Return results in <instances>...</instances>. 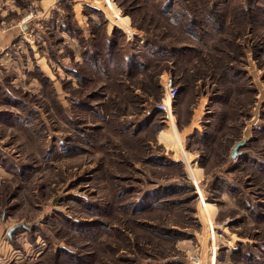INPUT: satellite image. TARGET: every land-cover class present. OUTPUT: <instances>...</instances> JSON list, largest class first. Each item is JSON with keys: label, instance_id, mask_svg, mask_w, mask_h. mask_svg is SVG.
<instances>
[{"label": "rangeland", "instance_id": "374dc122", "mask_svg": "<svg viewBox=\"0 0 264 264\" xmlns=\"http://www.w3.org/2000/svg\"><path fill=\"white\" fill-rule=\"evenodd\" d=\"M2 218L9 264H264V0H0Z\"/></svg>", "mask_w": 264, "mask_h": 264}, {"label": "built area", "instance_id": "2783aa9c", "mask_svg": "<svg viewBox=\"0 0 264 264\" xmlns=\"http://www.w3.org/2000/svg\"><path fill=\"white\" fill-rule=\"evenodd\" d=\"M209 231H210V233H212L211 234L212 235L211 236V247H213L214 235H213V231H212L211 226H210ZM215 257H216L215 252L211 251V256L209 257L208 262L205 264H216V261H215L216 258ZM187 258H188L189 264H203L202 259L200 257H198L197 253H195V252L188 254Z\"/></svg>", "mask_w": 264, "mask_h": 264}, {"label": "crops", "instance_id": "0c3cea01", "mask_svg": "<svg viewBox=\"0 0 264 264\" xmlns=\"http://www.w3.org/2000/svg\"><path fill=\"white\" fill-rule=\"evenodd\" d=\"M0 221H1V225H0V264H9V262H11V261H8V263H7L5 260V252H4V249H5V229H4V224H3L4 223L3 218ZM9 239L10 238L7 237L8 242L10 241ZM12 264H14V262Z\"/></svg>", "mask_w": 264, "mask_h": 264}, {"label": "water", "instance_id": "95a60500", "mask_svg": "<svg viewBox=\"0 0 264 264\" xmlns=\"http://www.w3.org/2000/svg\"><path fill=\"white\" fill-rule=\"evenodd\" d=\"M244 143H245V141L242 140L241 142H237V143L232 147V150H231V153H230V157H231L232 159L236 158V157L239 155L238 149H240L241 147H243ZM20 227H24V225H22V224H18V225H15V226L11 227V228L7 231V237H8V238H11L12 233H13L16 229H18V228H20Z\"/></svg>", "mask_w": 264, "mask_h": 264}, {"label": "bare ground", "instance_id": "6f19581e", "mask_svg": "<svg viewBox=\"0 0 264 264\" xmlns=\"http://www.w3.org/2000/svg\"><path fill=\"white\" fill-rule=\"evenodd\" d=\"M167 104H168V103L166 102V104L163 106V109H165V107H166Z\"/></svg>", "mask_w": 264, "mask_h": 264}, {"label": "trees", "instance_id": "16d2710c", "mask_svg": "<svg viewBox=\"0 0 264 264\" xmlns=\"http://www.w3.org/2000/svg\"><path fill=\"white\" fill-rule=\"evenodd\" d=\"M20 228H24V227H20ZM16 230H17V229H16ZM9 240H11V238H10Z\"/></svg>", "mask_w": 264, "mask_h": 264}]
</instances>
